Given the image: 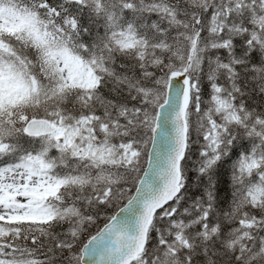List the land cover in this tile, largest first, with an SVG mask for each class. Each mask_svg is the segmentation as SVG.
I'll list each match as a JSON object with an SVG mask.
<instances>
[{
    "label": "snow or ice",
    "instance_id": "1",
    "mask_svg": "<svg viewBox=\"0 0 264 264\" xmlns=\"http://www.w3.org/2000/svg\"><path fill=\"white\" fill-rule=\"evenodd\" d=\"M0 264H264V0H0Z\"/></svg>",
    "mask_w": 264,
    "mask_h": 264
}]
</instances>
